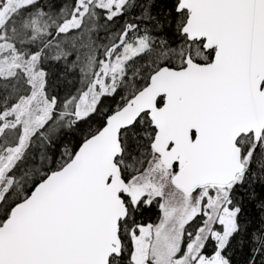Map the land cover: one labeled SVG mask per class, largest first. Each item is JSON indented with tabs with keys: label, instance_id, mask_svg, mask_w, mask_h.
<instances>
[{
	"label": "snow or ice",
	"instance_id": "snow-or-ice-1",
	"mask_svg": "<svg viewBox=\"0 0 264 264\" xmlns=\"http://www.w3.org/2000/svg\"><path fill=\"white\" fill-rule=\"evenodd\" d=\"M0 264H264V0H0Z\"/></svg>",
	"mask_w": 264,
	"mask_h": 264
}]
</instances>
